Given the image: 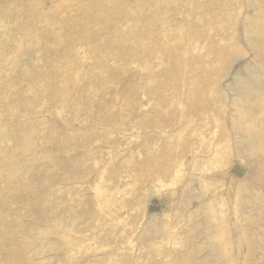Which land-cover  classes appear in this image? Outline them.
I'll list each match as a JSON object with an SVG mask.
<instances>
[{
	"label": "rangeland",
	"instance_id": "1",
	"mask_svg": "<svg viewBox=\"0 0 264 264\" xmlns=\"http://www.w3.org/2000/svg\"><path fill=\"white\" fill-rule=\"evenodd\" d=\"M186 1L0 0V264H264V167L237 144L231 91L251 73L264 97V0ZM68 16L98 18L97 54L50 40L83 28ZM162 30L223 73L162 87L139 38ZM185 95L193 114L164 101Z\"/></svg>",
	"mask_w": 264,
	"mask_h": 264
},
{
	"label": "bare ground",
	"instance_id": "2",
	"mask_svg": "<svg viewBox=\"0 0 264 264\" xmlns=\"http://www.w3.org/2000/svg\"><path fill=\"white\" fill-rule=\"evenodd\" d=\"M100 1L105 2V0H100ZM187 1H188V3H186ZM187 1L185 3L188 5V8L192 12H196V11L201 10L202 8H206V6H208V4H205L206 6L202 5L200 0H187ZM212 1H216V0H212ZM179 2H182V0H158L157 4H159V3H161L162 5L163 4H169V5H173L175 7H179L180 6ZM62 6L64 9L67 8V5H65V4H63ZM222 7H223V10L226 9V5H224V4H222ZM59 14H61V13H59ZM97 19H95L93 21V20L85 19L83 17L68 16L63 21H67L70 24H74V23L79 22L83 25V28H81L80 30H76V31H65V33L63 35H61L60 33H59V35H57V34L55 35L54 33L48 31L49 32L48 36H51L50 40L52 39L54 42H56L59 46L62 47L61 49H63V50L66 49V46L68 44H70L71 39L75 42V40L77 39L76 37L80 36L83 39H82L81 43H77V44H79V49L86 50V52H90L91 54H97V53H93L94 52L93 49L88 46L89 42H93V41H96V40L101 38V33L99 32L97 25H95V24H97V22H96V21H98ZM261 33L263 35V32H261ZM158 34H159V36H158L159 38H156V40L154 38L146 35V34L139 35V38L141 40L143 39V40L148 42L144 48L145 51L148 53L147 54L148 57H160L163 60H165L168 64L167 80L165 81L166 83L164 82L162 84V87L164 85H167L170 83H173V85H174V82H177V81L189 76V74H191V75H195L197 77V79H196L197 86H198V88L201 89V91H203V89H202L203 86L201 87L200 85L203 82L202 80L207 79V76L209 77V75H207L208 71H209V74L214 73L215 71L218 75L223 73L222 72L223 66H220V60H222V58H220V57L219 58L217 57V60H218V66L217 67H219V68H217L216 70L215 69H213V70L197 69V65L201 61L204 60L206 55L205 56L200 55V53L198 55H196L197 49L194 50L193 46H194L195 42H200V41L197 39H194L193 36L189 32H184L182 34V36L180 37V34H178V31H177V33H176V31H174L170 40H168L166 42L162 41L164 35H166L165 32L163 30L158 31ZM189 34L192 37L189 36ZM36 37H38V35ZM74 37L76 39H74ZM177 37H180V38H177ZM198 38H200V37H198ZM74 42L71 41V44L74 45ZM76 42H77V40H76ZM77 46H75V47H77ZM119 47H121V46H119ZM125 51H126V49H122V47L116 48L115 53H112V54H113V56L116 57V56H119L121 54H124ZM263 51H264V46H263ZM258 57H260V56L258 55ZM67 58H70V59L66 60ZM60 60H62V58ZM74 61H75V59H74V57L72 58V56L66 57L65 59L62 60V62H65L66 64H68V63L73 64ZM262 63L264 64V61ZM75 66H77V65L75 64ZM194 66H195V68H194ZM71 76L72 75H70V78L68 76L66 78H68V80L70 79L71 81L75 80V79H72L73 77H71ZM97 79L99 81L102 80V78H100V77H97ZM67 84H69V83H67ZM183 86L186 90V91L184 90L185 93L188 91H191V90H187L185 85H183ZM67 89H68V87H67ZM255 89H257V88L254 85L253 75L251 73H246L242 77H239L233 81V84L231 86V91H233L235 94V96H234L235 98L233 97L234 98L233 104H234V107L236 108L237 116H241V119L242 120L245 119V120H244V122L243 121L241 122L238 119L234 120V122L232 123V129H234V130L235 129L236 130L242 129L244 131V134H245V132L247 133L245 136L243 135L244 137L243 136L241 137L239 135L240 143H237V144L242 147V149H241L242 153L247 154L249 156H253L255 159L258 158L257 160L260 161L259 164L263 168L264 167V165H263L264 159L259 157V156L264 154V97L260 94L261 92L259 93V91H256ZM219 95L220 94H218V92L215 91L214 96H216L217 100L220 99ZM178 97H181V96H178ZM185 97H186V95L182 99L179 98L177 100H172L173 98H169V96H167V97H165V99L162 98L161 100L164 99L165 102H169V103L172 101V103L174 102L175 104L177 102V105L180 102L182 108L184 107V109L187 112H189L190 114H193L194 110H196V108L199 107L200 103L197 101H190V102L185 101V99L187 98V97L186 98ZM184 109H183V111H184ZM176 111H178V110L176 109ZM186 111H184V112H186ZM191 111H193V113H191ZM182 114H184V113H182ZM252 114H255V116H258L257 117V118H259V121H258L259 124L258 125L254 124L252 122V119H253V118H251ZM191 116H193V115H191ZM243 131H242V133H243ZM238 132H239V130H238ZM254 133H256V134H254ZM219 137H221V136H219ZM242 145L244 147L246 146V148H243ZM258 172H261L262 175L264 174L263 169L260 171L258 169ZM235 206H237V205H235ZM219 226H220V223H219ZM209 228H210V226H209ZM244 241H246V240H244ZM247 241H249V240H247ZM247 241L245 243H247ZM223 251L224 250H222V252ZM192 252L193 251L188 253V251H187V252L179 255V258H180V256L182 257V259H184L186 257H191ZM225 252H224V255H225ZM224 255H222V256L224 257ZM227 255H225V257ZM197 263H198V261H197Z\"/></svg>",
	"mask_w": 264,
	"mask_h": 264
}]
</instances>
